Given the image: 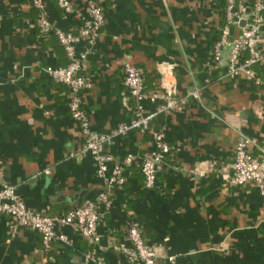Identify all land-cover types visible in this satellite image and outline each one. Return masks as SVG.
Listing matches in <instances>:
<instances>
[{"label": "crops", "instance_id": "1", "mask_svg": "<svg viewBox=\"0 0 264 264\" xmlns=\"http://www.w3.org/2000/svg\"><path fill=\"white\" fill-rule=\"evenodd\" d=\"M51 23L77 30L89 0H70L64 12L56 0H43ZM104 22L81 72L91 85L81 90L92 127L111 131L129 120L132 98L123 83L122 63L142 70L148 92L162 89V76L175 83L178 102L157 110L144 131L132 129L102 144L121 161L127 152L148 154L163 132L170 151L159 164L154 186L144 184L139 163L124 169L92 243L75 226H56L72 241L42 244L37 230L0 213V264H140L117 249L125 225L139 223L159 253H174L178 264H264V195L253 183L229 186L228 166L237 140L264 147V56L255 76L227 72L224 50H212L225 22L226 0H97ZM31 0H0V160L3 181L15 184L32 208L63 213L100 187L95 163L79 149L83 135L67 106V85L45 66L63 65L67 56L55 35H41ZM262 39L264 54V13ZM235 28L232 29V31ZM87 45L84 38L77 50ZM160 100L145 101L155 109ZM89 255V256H88Z\"/></svg>", "mask_w": 264, "mask_h": 264}, {"label": "built area", "instance_id": "2", "mask_svg": "<svg viewBox=\"0 0 264 264\" xmlns=\"http://www.w3.org/2000/svg\"><path fill=\"white\" fill-rule=\"evenodd\" d=\"M56 2L64 12L74 11L70 0ZM31 3L38 9L37 26L40 34L54 33L68 59L65 65L45 66V71L51 77L67 85V106L83 135L81 147L66 151L64 156L69 157L80 152L90 154L95 163V174L100 181V187L93 198H86L63 213L47 214L29 206L17 191L15 184L6 180L0 185V213L9 215L12 231L18 224L37 230L45 248L53 238L72 241L66 234L58 235L56 232V226L66 224L75 226L81 236L98 244L100 238L98 224L110 205L114 188L125 181V167L134 162L139 163L144 184L154 186L159 164L170 151V146L161 131L154 134V148L151 152L140 155L127 152L121 161H116L111 153L103 150L102 144L132 129L147 130L157 110H168L176 106L177 89L175 83L169 81L163 74L162 89L159 92H148L140 67L130 60H125L121 66L123 83L133 101L129 120L120 121L108 132L95 130L84 107L81 92L89 87L91 82L81 70L104 22L101 5L97 0H89L87 16L82 17L81 26L77 30H71L62 29L51 23L43 0H31ZM224 10L225 22L220 28L219 38L214 43L212 58L214 62H220L224 50L227 49L224 59L230 75L244 73L255 76L253 65L264 56L258 47L262 39L264 0H226ZM233 28L235 31H232ZM80 38H84L87 45L82 50H77L76 43ZM146 100L153 102L160 100V103L151 110L146 107ZM252 142L253 140L247 136H241L237 140L233 158L228 164L231 173L227 177V183L229 186L253 183L264 195V147L259 154H255L250 149ZM3 175L0 160V176ZM125 226L127 241H119L116 247L130 260H137L140 264H178L174 253L158 254L155 251L153 244L143 236L139 223L129 221Z\"/></svg>", "mask_w": 264, "mask_h": 264}, {"label": "trees", "instance_id": "3", "mask_svg": "<svg viewBox=\"0 0 264 264\" xmlns=\"http://www.w3.org/2000/svg\"><path fill=\"white\" fill-rule=\"evenodd\" d=\"M37 9V8H36ZM37 12H38V9H37ZM47 35H55L54 33H50V34H46L45 36H47ZM55 37H56V35H55ZM57 38V37H56ZM58 40V39H57ZM58 43H59V41H58ZM60 44V43H59ZM61 45V44H60ZM62 46V45H61ZM67 61H68V59H67ZM67 63V62H66ZM65 63V64H66ZM65 64H63V65H65ZM62 65V64H61ZM141 171V170H140Z\"/></svg>", "mask_w": 264, "mask_h": 264}, {"label": "water", "instance_id": "4", "mask_svg": "<svg viewBox=\"0 0 264 264\" xmlns=\"http://www.w3.org/2000/svg\"><path fill=\"white\" fill-rule=\"evenodd\" d=\"M242 23H243V21H242ZM262 27H263V26H261V30H262ZM261 35H262V33H261Z\"/></svg>", "mask_w": 264, "mask_h": 264}]
</instances>
